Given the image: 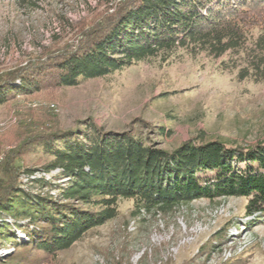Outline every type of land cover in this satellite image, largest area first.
Instances as JSON below:
<instances>
[{"label":"trees","instance_id":"obj_1","mask_svg":"<svg viewBox=\"0 0 264 264\" xmlns=\"http://www.w3.org/2000/svg\"><path fill=\"white\" fill-rule=\"evenodd\" d=\"M102 4L107 10L97 21L75 26V40L0 72V106L78 87L179 50L228 56L239 80L264 84V34L253 39V32L264 28V0ZM20 124L21 132L10 138L0 134V244L47 255L67 251L116 219L120 200L132 201L141 215L172 213L200 200L244 198L245 214L264 218V142L239 147L188 140L170 152L143 137L136 123L123 133L104 131L92 120L64 130L58 123L41 126L28 111ZM149 132L155 133L151 127ZM39 147L52 157L43 173L58 171L65 181H30L28 171L27 182L41 192L49 189L33 194L23 189L19 164ZM16 261L0 259V264Z\"/></svg>","mask_w":264,"mask_h":264},{"label":"rangeland","instance_id":"obj_2","mask_svg":"<svg viewBox=\"0 0 264 264\" xmlns=\"http://www.w3.org/2000/svg\"><path fill=\"white\" fill-rule=\"evenodd\" d=\"M106 10L102 0H0V72L72 42L75 26L92 24ZM262 34L264 28L255 30L253 39ZM231 66L228 56L181 50L158 56L78 87L0 106V134L10 138L21 132L20 120L31 111L41 126L58 123L64 130L92 120L104 131L123 133L136 123L143 137L170 152L188 140L255 146L264 142V84L239 80ZM51 162L42 147L31 152L19 164L25 172L23 189L40 193V186L29 183L35 179L65 181L58 171L43 173ZM28 171L33 173L27 182ZM246 205L244 198L200 200L172 213L139 215L132 201L120 200L116 219L67 251L47 255L6 243L0 244V259L18 264H264V218L245 214ZM243 236L252 245L226 260L224 253Z\"/></svg>","mask_w":264,"mask_h":264},{"label":"bare ground","instance_id":"obj_3","mask_svg":"<svg viewBox=\"0 0 264 264\" xmlns=\"http://www.w3.org/2000/svg\"><path fill=\"white\" fill-rule=\"evenodd\" d=\"M258 215L251 216L252 219L257 217ZM250 221V220H249ZM239 243L235 246L233 251H227L224 253V258L226 260H229L230 258H233L234 256H238L243 254L253 243V240L251 238H248V236H243Z\"/></svg>","mask_w":264,"mask_h":264}]
</instances>
